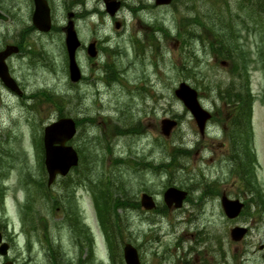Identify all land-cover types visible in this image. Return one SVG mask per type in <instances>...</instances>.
<instances>
[{
  "label": "rangeland",
  "instance_id": "obj_1",
  "mask_svg": "<svg viewBox=\"0 0 264 264\" xmlns=\"http://www.w3.org/2000/svg\"><path fill=\"white\" fill-rule=\"evenodd\" d=\"M258 1L253 0L251 10L241 11L242 0H176L170 7L156 6L154 0H126L127 6L115 19L105 12L102 0L88 1L86 8L85 4L81 7L89 13L90 7L96 6L99 12L83 20L74 19L82 43L77 61L86 78L83 83L70 81L62 34L56 31L51 37L38 34L30 37L32 47L42 52L43 57L35 67L31 65V76L27 68L24 74L28 80L30 77L31 92L45 91V97L42 96L45 101L36 111L16 112L20 121L14 128V150L9 148L10 168L4 169L8 159L2 162L0 231L10 245V252L6 258L0 257V263L8 260L17 264H71L79 257L83 264H110L107 247L104 248L100 236L103 233L105 237L104 230L95 208L91 209L94 192L89 188L92 185L98 192L106 185L119 187L114 195L126 199L128 205L116 212L121 218V227L131 232L134 243L140 246L144 264H213L212 252L214 264H220L219 239L231 254L237 249L239 245L232 244L227 236L233 223L223 213L221 195L241 198L244 191L227 174L225 165L221 164V168L210 165L209 153L200 154L207 148V142L199 139L202 136L191 113L175 97L174 90L184 81L193 85L190 77L179 69L187 60L200 66L203 76L218 82L223 94L236 85L231 78V63L224 66L212 55L204 54L201 41L188 39L190 45L184 49L183 39L187 36L184 28L190 24L191 17L209 14L222 6L238 8L250 26L242 32L240 44L247 52L250 88L257 98L254 118L262 166L257 178L264 188V12L259 11ZM60 4L61 0L53 4L56 21L53 25L58 28L67 22V13ZM0 10H17L14 16H21L25 25L31 23L30 0H4ZM19 17L14 19V24L20 22ZM117 20L119 29L115 26ZM14 24H0V40L3 37L4 41L9 38L6 42L13 41L10 39L17 36L14 32L20 29ZM190 29L197 27L192 25ZM180 33L185 37L181 38ZM92 40H97L100 46L96 60L90 59L85 49ZM105 48L116 52L109 57L103 51ZM191 50L196 52L200 63L191 57ZM107 59L121 77L101 79L106 76L103 67ZM115 78L119 81L115 82ZM132 85L137 89H132ZM219 94L218 90L208 97L207 91L202 92L201 101L208 107V100ZM59 111L81 121L73 142L81 154V163L70 175L58 177L50 187L46 169L40 162L37 140L44 125L56 120ZM167 117L179 121L170 138H165L161 132V122ZM171 156L177 161L173 170L155 172L145 165L148 162L160 166L169 162ZM200 171L209 179L221 176L218 195L195 204V194L199 192L192 191L191 204L186 202L184 208L177 211L180 213H169L157 227L153 226L152 219L157 221L158 215L165 211L163 193L166 188L175 186L186 190L187 180L198 178ZM29 176L30 182L35 181L30 183ZM78 180L83 186L77 187L75 181ZM39 182H43V187L38 186ZM143 193L151 195L156 202L153 214H144L140 206ZM119 227L117 224L110 228L117 231ZM202 232L209 236L207 242L201 240ZM79 235L85 240L81 247L75 242ZM48 238L54 241L52 244L61 245L59 254L67 256V262L50 260L47 254L55 253L54 248L45 249ZM245 242L250 252L248 264H264V249H260L264 245V231L254 229ZM192 245L198 250L191 252Z\"/></svg>",
  "mask_w": 264,
  "mask_h": 264
},
{
  "label": "flooded vegetation",
  "instance_id": "obj_2",
  "mask_svg": "<svg viewBox=\"0 0 264 264\" xmlns=\"http://www.w3.org/2000/svg\"><path fill=\"white\" fill-rule=\"evenodd\" d=\"M50 10H51V20L54 23L55 14L53 12V4L56 3V0H46ZM84 1V3H82ZM92 0H61L60 4L65 12L68 14H74L75 20H83V18L88 17L92 14L98 13L96 6L90 7V12H86L81 5L85 4L87 7V2ZM101 0H97L99 2ZM104 0H102L103 2ZM121 2V10L127 6L126 0H118ZM32 4V11L30 12L29 19L31 23L28 25L24 24L23 18L20 16V22L16 21L14 24V19H18L17 16H14L17 10H0V24H14L15 27L20 29L16 30L14 33L17 36H14L10 39L12 42H6L9 38L4 41L2 37L0 40V158L3 157L9 159V148L12 147L14 150L15 142V133L14 128L16 123L20 121L19 117L16 116V112L28 113L35 106V91H30V77L29 80L24 74L25 68H27L28 74L31 76L32 66L35 67L37 62H41L43 57L42 52L36 51L32 47V42L30 37L33 34H38L42 37H51V35L58 31L64 36L66 35V25L60 26L59 28L53 25V28L50 32L44 33L39 31L33 24V15H34V1L30 0ZM4 3V0H0V6ZM14 4V3H13ZM78 9L74 8L78 6ZM80 9V10H79ZM21 14V12H18ZM85 15V16H84ZM67 24V22H66ZM8 27V26H7ZM22 28V29H21ZM96 41V40H95ZM98 43V42H97ZM11 47H17V51H14ZM24 59L26 62L21 63L20 60ZM32 65V66H31ZM242 102V100H240ZM247 101H244L246 104ZM225 105V107H224ZM208 109L211 111V119L209 120V125L207 131L203 136L207 140L208 149L211 154L212 162H226L228 161L233 168L238 170V176L241 179V182L251 184L252 179V162H253V153L256 152L255 149L251 148V139L253 137V132L249 131L250 122L245 121L247 119L246 108H241L239 106H231L227 104H216V102L210 103ZM15 116V117H14ZM19 116V115H18ZM220 125V130L214 128V125ZM15 153V151H14ZM0 168H2L0 161ZM246 192L250 193V198L253 199L252 216L254 217L253 222L256 223L258 219H263L264 221V190L259 192L256 188L249 186L246 189ZM189 203L191 204V196L189 192L188 197ZM245 208L241 213L240 217L237 220H244L247 217L246 202ZM180 211V210H178ZM154 212H152L153 214ZM180 213V212H178ZM160 214V213H159ZM123 233L124 239L120 238V234ZM115 234L114 250L117 256L121 255L123 247L127 243H134L132 239V233L128 232L127 229L119 227ZM136 244L137 250L141 255L140 246ZM238 248L231 254L228 247L224 242L221 245V259L220 264H248L250 259V252L248 247L246 251L243 252L241 259L234 258V254H238ZM52 260L56 258L58 260H64L67 262V256L63 254H47ZM8 261V260H7ZM5 261H2L0 264H3ZM110 264H114L111 254H109ZM14 264H17L16 261H13ZM71 264H83V261L77 257L73 259ZM57 264H60L57 262ZM63 264V263H62ZM87 264V263H86ZM214 264V263H213Z\"/></svg>",
  "mask_w": 264,
  "mask_h": 264
},
{
  "label": "water",
  "instance_id": "obj_3",
  "mask_svg": "<svg viewBox=\"0 0 264 264\" xmlns=\"http://www.w3.org/2000/svg\"><path fill=\"white\" fill-rule=\"evenodd\" d=\"M36 10L33 17L34 24L42 31H49L51 28V19L49 15V8L45 0H34ZM171 0H156L157 4H169ZM115 3L109 6V9L113 11ZM67 47L70 58V73L71 80L76 82L80 78V70L76 63L75 53L77 47L80 45L76 33L73 29V23H69L68 35H67ZM12 48V47H11ZM14 51H17L16 47H13ZM92 56H95L94 46L89 49ZM176 96L184 101L186 107L195 116L199 127L202 129L206 120L210 117L199 105L197 100V92L192 89L186 83H182L175 92ZM176 125L175 122L165 120L163 122V131L165 135H169L172 128ZM76 124L72 118H62L58 122L51 124L45 128L44 134V146H45V166L49 174V184H51L57 175L65 176L72 167L77 166L79 163V157L77 151L67 143L72 140L76 134ZM186 193L175 189H169L165 198L167 203L171 201H177V206L182 204ZM150 198L144 197L143 204L149 205ZM223 205L227 215L230 218L236 217L241 211L242 205L238 201L223 200ZM244 234L243 229H237L233 231V237L236 240L241 239ZM1 241V237H0ZM2 254H6L7 245H2L0 248ZM125 258L128 264H139L138 257L134 252L126 249Z\"/></svg>",
  "mask_w": 264,
  "mask_h": 264
},
{
  "label": "trees",
  "instance_id": "obj_4",
  "mask_svg": "<svg viewBox=\"0 0 264 264\" xmlns=\"http://www.w3.org/2000/svg\"><path fill=\"white\" fill-rule=\"evenodd\" d=\"M264 1V0H261ZM247 2H251V5H248ZM253 5V0H242L241 8L251 10ZM247 7V8H243ZM264 9V2L262 4ZM225 8L220 7L218 10L223 11ZM228 10H233V8L228 7ZM206 19L211 23L207 24ZM233 20L231 17H227L226 15L214 14V15H202L191 17V22L198 26L196 31H191V40H201L204 41L203 34L206 32V39H215L216 42L214 47H210V51H212L216 57L226 56L228 58L233 59L232 70L233 73L238 72L239 61L235 60V56L239 55L240 48L237 44V38L239 36V30L236 28L237 25L235 22H231ZM217 44V49L215 45ZM188 45H190L189 41L183 39V47L187 49ZM188 51V50H185ZM189 53V52H187ZM191 57H196V54L193 50H191ZM200 66L194 65L191 60H187L183 67L180 68L182 73H186L190 79L192 80L194 86L200 90H208V92H212L214 90H221V86L218 82L212 80L210 77L203 76L201 70H199ZM236 89V88H235ZM233 89V90H235ZM53 101V100H52ZM78 125L81 121L77 122ZM127 130H124L125 133ZM43 167V165H42ZM44 169V168H43ZM77 169V168H76ZM207 192H204L206 195ZM111 203L110 194L101 190L99 193V211L100 218L103 224L107 223V213L109 211Z\"/></svg>",
  "mask_w": 264,
  "mask_h": 264
}]
</instances>
